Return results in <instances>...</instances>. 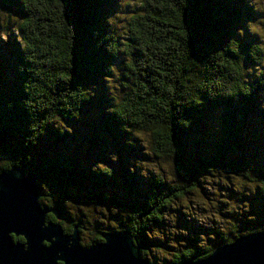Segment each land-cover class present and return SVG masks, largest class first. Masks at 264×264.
<instances>
[{
    "label": "trees",
    "instance_id": "16d2710c",
    "mask_svg": "<svg viewBox=\"0 0 264 264\" xmlns=\"http://www.w3.org/2000/svg\"><path fill=\"white\" fill-rule=\"evenodd\" d=\"M262 33L264 0H0V173L151 264L264 230Z\"/></svg>",
    "mask_w": 264,
    "mask_h": 264
},
{
    "label": "water",
    "instance_id": "95a60500",
    "mask_svg": "<svg viewBox=\"0 0 264 264\" xmlns=\"http://www.w3.org/2000/svg\"><path fill=\"white\" fill-rule=\"evenodd\" d=\"M36 181L17 167L0 173V264H151L126 234H103L101 242L83 246L77 229L65 234L59 223L47 222L48 212L62 217L39 205ZM181 264H264V230Z\"/></svg>",
    "mask_w": 264,
    "mask_h": 264
},
{
    "label": "rangeland",
    "instance_id": "374dc122",
    "mask_svg": "<svg viewBox=\"0 0 264 264\" xmlns=\"http://www.w3.org/2000/svg\"><path fill=\"white\" fill-rule=\"evenodd\" d=\"M128 0H121V2H127ZM256 1V4L257 5H259L260 6V0H255ZM138 2V0H135V3H137ZM263 3V2H262ZM111 21H113V18H111L110 19ZM251 26V25H250ZM112 27H114L113 29H116L117 28V25L116 24H113V26ZM264 35H263V33H262V39H263V41H264V37H263ZM261 37V36H260ZM86 239H89V235H85V237H84V240H86Z\"/></svg>",
    "mask_w": 264,
    "mask_h": 264
}]
</instances>
